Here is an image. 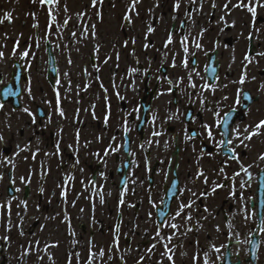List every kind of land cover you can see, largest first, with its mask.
<instances>
[{"label":"flooded vegetation","instance_id":"1","mask_svg":"<svg viewBox=\"0 0 264 264\" xmlns=\"http://www.w3.org/2000/svg\"><path fill=\"white\" fill-rule=\"evenodd\" d=\"M239 3L139 0L130 12L132 0H97L95 7L87 0V16L69 30L35 16L38 27L21 47L1 44L0 264H138L141 257L142 264H172L167 255L174 264H264L258 219L245 220L241 211L251 198L247 212L264 214V127L244 144L231 131L238 128L243 139L264 120V56H254L239 83L250 32L252 53L264 52V7L257 6L252 27L248 8L234 7ZM225 118L230 137L217 124ZM229 138L231 146L218 147ZM216 184L224 187L213 192ZM181 203H192L185 209L191 221L185 213L172 218ZM164 223L178 224L179 232L157 243ZM174 231L164 227L161 237Z\"/></svg>","mask_w":264,"mask_h":264},{"label":"snow or ice","instance_id":"2","mask_svg":"<svg viewBox=\"0 0 264 264\" xmlns=\"http://www.w3.org/2000/svg\"><path fill=\"white\" fill-rule=\"evenodd\" d=\"M40 2L42 4H45V3H53V0H40ZM191 3H195V0H190ZM96 3H97V0H92V6L95 7L96 6ZM139 3V0H132V4L129 8V11L130 12H135V5ZM257 6L259 7H264V4H261L260 3V0H257V5L256 6H250L249 4H245L244 3V0H240V3L235 5L234 7H244V8H248V11L252 14V17H253V20H252V27H255L256 25V16H257ZM177 10L179 9L180 5L179 3L175 4L174 6ZM213 7H215V5H213ZM228 5L225 4V8H227ZM99 15V13H98ZM136 15H139L138 12H136ZM186 15H190V14H187ZM81 16V14H77V17L79 18ZM7 18L9 20H11V14L9 13ZM53 19H55V17H52ZM126 19L131 22V16H126ZM65 23H67V21H65ZM33 27H38V25H33ZM94 25H93V29H94ZM84 31L86 32V28L84 29ZM154 29L152 27H149L148 28V33H151L153 32ZM257 31H259V29H257ZM83 34V33H82ZM73 36H75V33H72ZM248 40L250 42V53L249 54H246L245 57H244V60L247 61V63L245 64L244 68H245V71L242 73L241 75V78L239 80V83L240 84H243L245 82V79L247 77V66L248 64H251L253 62V59H254V56H264V52H259V51H256L254 53H252L251 49H252V45L254 44V41H255V37L253 35V33H249V36H248ZM187 41V37H184L183 40L181 41L182 45ZM134 42V41H133ZM171 35L169 36V39L168 41L166 42L165 44V47H167V44L168 43H171ZM18 43L17 42V46H18ZM148 45L146 44L145 45V48H147ZM196 47L199 48L201 47L200 44H196ZM184 51L187 52L188 49L187 47H184ZM15 54V53H13ZM29 55L28 51H25L23 53V56L24 57H27ZM4 56V53L3 52H0V58H2ZM69 63H71V61H69ZM184 66H187V62L185 61L184 62ZM133 72H136L138 71L137 69H132ZM213 71H215L213 69ZM253 79H255V77H253ZM56 84H59L60 81L59 80H56L55 81ZM191 87L195 88L196 85L195 84H192ZM262 87H264V85H262ZM203 88L204 89H208L209 88V85L206 83L203 85ZM172 89L169 88V92H171ZM163 94V93H162ZM57 97H59V92H57ZM121 99H123V97H121ZM239 102V101H237ZM203 103V101H202ZM3 107V104L0 103V108ZM24 112L25 113H28V115L31 117V123L32 124H36V115H34L33 113H31L29 111V109L27 108H24ZM216 115H219V113H215ZM59 115L60 116H63L64 113L62 110L59 111ZM225 117H227V114H225ZM169 119H171V117H169ZM107 120V118H106ZM153 120H155V117H153ZM217 124H222L224 125V131L221 133V135H224V136H229L230 137V134H231V131H235L236 133V139L240 141L241 144H244V141L245 140H251L252 136L254 135H258L259 134V129L264 127V120L260 121L259 123H257L255 125V128L253 129V131L251 132H248V129L246 128L245 129V133L246 135H244L243 139L240 138V131L238 128L236 129H232L231 131L229 130V128L227 127L228 125V120L227 118L223 119V120H220V121H217ZM46 126V125H45ZM205 128V130L207 131V134L209 137H212V128L211 126L209 125H204L203 126ZM153 135L154 136H159L161 135L160 132H153ZM79 136V133H77V137ZM191 138V137H189ZM4 139V137L2 135H0V141H2ZM225 145H229L231 146L232 145V140L231 138L227 139V140H220L218 142V147H224ZM246 146V145H245ZM141 147H143V145H141ZM56 148H57V152L59 151V143H57L56 145ZM117 149H113V151H116ZM228 151L233 153L232 155V159H237V155H235V148L234 147H229L228 148ZM106 155L108 154L107 152L105 153ZM33 158H35V156H33ZM260 159L264 160V155H262L260 157ZM79 161H77L78 163ZM244 172L247 173V169H242ZM222 171V170H221ZM248 176H249V181H251L252 177H251V174L250 173H247ZM199 175H203V173H199L198 174V177L199 178ZM235 175H240V173H236ZM0 179H2V176H0ZM21 180L23 181L24 180V177H21ZM12 183H15V181L13 180ZM205 183H207V179H205ZM243 186V185H242ZM224 187V185L222 184H216L213 188H212V191L215 192L218 188H222ZM126 190V189H125ZM16 191H19V189H16ZM44 189L43 188H40V192L43 193ZM65 194V193H62V195ZM193 195L195 196L196 193H193ZM200 196H206V192H201L199 194ZM123 196V193L121 194V197ZM237 196V191L235 188H233V190L229 193V197L232 198V197H236ZM239 199H243V195L241 193V195L239 196ZM251 201V198H249L248 201H245V204L244 206L241 208V211L245 214V220H248V219H251L253 217L257 218L258 219V224H257V228L259 229V231L261 233H264V214H260V213H257V212H253V213H248L247 212V204ZM103 198L101 197V203H103ZM25 208L27 207V200H24L21 202ZM120 205H123L124 204V200L123 198L120 199L119 201ZM194 203V201L192 202ZM192 203H188V204H184V203H181L180 206H179V209L177 210V212L175 213V216L172 217L173 219H175L176 217H179L182 213H185V209L188 208L190 209L192 207ZM0 207H3V206H0ZM81 211H83V209H81ZM204 211L207 212L208 209H207V206L204 207ZM17 215H20L19 213ZM162 215H167V214H162ZM149 217H151V213H149ZM121 220H122V216L119 217ZM185 219L188 220V221H191L192 220V216L188 213H185ZM23 217L21 216V224L19 225L20 229H21V234L23 235ZM197 225H199L200 221H197L196 222ZM135 227V226H134ZM164 227H168V228H171L173 230H175L171 235H168L166 237H161V230L164 228ZM229 227H231V224L229 223ZM217 230L219 231V226H217ZM119 231H120V226L119 224H117L115 226V229H114V233H113V245L115 247H119ZM187 231H192L191 228H188ZM179 232V225L176 224V223H171V224H167V223H164V224H160L158 225V228H157V232L155 234V237H153V239H156L157 237H160L161 239L160 240H157V243H160L162 242L164 239H166L168 241V243L171 242V240L173 239V237ZM184 235H186V233H183ZM2 239H9L7 236L3 237ZM168 243H164V248L166 249V253H172V249L168 248ZM198 243V241H197ZM248 243H250L254 248H258L259 247V241H253V240H249ZM156 247V243H153L149 248H148V252H152L153 249H155ZM213 248H215V246L213 245ZM32 250V245H29L28 248L25 249L24 253L22 255H28L30 253V251ZM215 251L216 252H220V248H215ZM94 255V254H93ZM101 255H103V253L101 252ZM163 255V254H162ZM205 256H207V253H205ZM39 259H42V257H39ZM144 257H141L140 258V261H138V264H142V261H143ZM167 259L169 261L172 262V264H174V260H173V255H167ZM194 259V262L198 259V257L194 256L193 257ZM158 264H162V261L161 262H158ZM205 264H207V260L205 261Z\"/></svg>","mask_w":264,"mask_h":264},{"label":"rangeland","instance_id":"3","mask_svg":"<svg viewBox=\"0 0 264 264\" xmlns=\"http://www.w3.org/2000/svg\"><path fill=\"white\" fill-rule=\"evenodd\" d=\"M81 1V0H80ZM79 0H72L73 4L71 5H67V1L66 0H59L57 5H56V9L58 11V14L61 16L60 20L58 22H56V24L58 25L57 28L60 29L62 26H64V17L67 16H75L78 13L81 15H86L87 16V0H83V2H80ZM69 2V0H68ZM27 6L28 9H31L30 11L33 10L35 12H39V8L36 7L34 0H0V21H6L5 16L7 17L8 14L12 13L14 15V18L16 19L17 17L19 18L18 20H20L21 15L25 14V12H29L25 9V7ZM31 13V12H29ZM63 19V20H62ZM25 22L27 23V18H22L21 22L18 23V29L13 31V35L15 34L14 32L19 31V34L22 33L23 27L25 26ZM10 23V21H7V25ZM56 24H53V26L55 27ZM12 26H0V29L2 31H7L9 28H11ZM28 28V27H27ZM7 35L10 36V32H7ZM3 37V36H2ZM6 41V45L10 44V39H3L1 38V43H0V47L1 44H3V42Z\"/></svg>","mask_w":264,"mask_h":264}]
</instances>
